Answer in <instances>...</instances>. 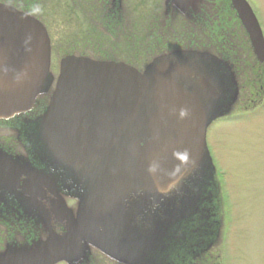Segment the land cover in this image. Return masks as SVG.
<instances>
[{"label":"water","instance_id":"obj_1","mask_svg":"<svg viewBox=\"0 0 264 264\" xmlns=\"http://www.w3.org/2000/svg\"><path fill=\"white\" fill-rule=\"evenodd\" d=\"M232 1L264 62L253 12ZM50 61L43 24L0 3V120L50 92L19 128L30 156L0 153V209H15V225L30 233L0 252V264H83L93 249L123 264H196L221 228L205 135L238 98L230 63L198 49L161 53L143 71L66 55L50 91ZM65 197L77 200L75 213Z\"/></svg>","mask_w":264,"mask_h":264},{"label":"rangeland","instance_id":"obj_2","mask_svg":"<svg viewBox=\"0 0 264 264\" xmlns=\"http://www.w3.org/2000/svg\"><path fill=\"white\" fill-rule=\"evenodd\" d=\"M128 1L131 7L126 9L122 21L128 22V26L119 28L122 32L115 38L105 33V26L98 15L96 21L92 20L93 12L66 10L54 0H42L38 6L36 4L33 15L41 20L48 31L50 70L55 77L61 58L76 52L92 58H99L103 54L131 63L138 69L145 67L153 56L145 48L150 42L147 36L143 37L146 40L143 44L137 43L136 39L146 32L151 17L160 15L162 10L143 5L144 8H137L134 5L138 0ZM248 2L264 36V0ZM176 30H180V27L172 32ZM172 46H176V43ZM242 57L243 62L248 59L245 55ZM250 78L254 79L252 76ZM255 85L252 83L251 88L240 89L239 103L251 102ZM242 104L235 105L234 114L230 117L213 122L206 135L221 188L223 226L219 245L220 262L264 264V94L262 102L250 110L242 111ZM103 261L105 264L109 262L105 258Z\"/></svg>","mask_w":264,"mask_h":264},{"label":"flooded vegetation","instance_id":"obj_3","mask_svg":"<svg viewBox=\"0 0 264 264\" xmlns=\"http://www.w3.org/2000/svg\"><path fill=\"white\" fill-rule=\"evenodd\" d=\"M2 2H6L11 4L12 6L24 9L25 11L33 14V11L35 10V6L38 2L41 3L42 0H0ZM45 1V0H44ZM61 4L63 9H71V10H85L91 12L93 9L95 10H107V15H111L112 9H122L126 10L130 8L128 0H54ZM137 3L134 5V7L137 8H144L143 6H147L148 8L152 7L153 9H164L166 8L165 0H138ZM143 2V4H142ZM146 4V5H144ZM143 5V6H142ZM150 6V7H149ZM168 8L172 10H177L178 8H195V9H215L218 10V15L214 18H205L206 24H220L222 26L221 32L222 35H220L221 39L228 40L231 43H233L235 46L231 49H223V53L231 54L235 50H238L239 53H243L245 56H248V54H245L246 50H242L240 48H237L238 41L245 39L246 34L244 32H241V29L233 25L238 24L237 15L234 13V10L231 7L230 0H182L177 1L176 3H172L168 6ZM69 12V11H68ZM71 14V12H69ZM175 13V12H174ZM159 17L161 16H154L151 17V20L148 23L156 24L159 22ZM110 18V16H109ZM231 30L227 33V31ZM107 34V33H106ZM47 101L45 100L43 103H38L36 107L30 111L27 114H21L19 116L14 117L13 119L9 121H0L2 123H5L4 125H0V139L5 142L0 145V152L4 155H11L12 157L17 155V151H15L16 146L13 142L16 141V139H13L14 133H17L18 128L17 125H26L28 127V124L31 120L35 119L44 109L45 104ZM4 133H8V135H5ZM23 150V148H21ZM21 184V182H20ZM9 190L14 191V189L10 188ZM20 191V190H18ZM1 196V195H0ZM3 196H12V194H9L8 191L3 194ZM66 201L69 205L73 204L75 205V200L71 198H66ZM18 213L22 215L21 211L17 210ZM0 252H2L7 245L12 243L20 244L23 241H27L28 237L30 236V233L27 229L20 225H15V219H19L22 216L15 215V209L13 210H7V209H0ZM23 219V218H22ZM24 220L29 222V219L24 218ZM63 228V227H62ZM62 228L58 227L56 230L60 231ZM26 232V233H25ZM45 233H43V238L45 237ZM65 264V263H63ZM90 264H97L91 262Z\"/></svg>","mask_w":264,"mask_h":264},{"label":"trees","instance_id":"obj_4","mask_svg":"<svg viewBox=\"0 0 264 264\" xmlns=\"http://www.w3.org/2000/svg\"><path fill=\"white\" fill-rule=\"evenodd\" d=\"M181 32H178L179 35H177L176 44L181 45L183 47H193V48H205L202 35L203 30L201 26L195 25H188L184 24L179 26ZM101 52H98L97 54H100ZM100 57L107 58V56L100 54Z\"/></svg>","mask_w":264,"mask_h":264},{"label":"clouds","instance_id":"obj_5","mask_svg":"<svg viewBox=\"0 0 264 264\" xmlns=\"http://www.w3.org/2000/svg\"><path fill=\"white\" fill-rule=\"evenodd\" d=\"M181 115H184V113L182 112Z\"/></svg>","mask_w":264,"mask_h":264}]
</instances>
